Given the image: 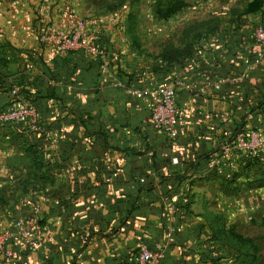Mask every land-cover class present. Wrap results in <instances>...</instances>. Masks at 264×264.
<instances>
[{"label": "crops", "instance_id": "0c3cea01", "mask_svg": "<svg viewBox=\"0 0 264 264\" xmlns=\"http://www.w3.org/2000/svg\"><path fill=\"white\" fill-rule=\"evenodd\" d=\"M223 2L203 7L205 22L223 31L201 35L190 58L143 79L48 35H0V109L17 84L46 132L14 127L18 143L3 147L0 177L5 199L15 200L5 214L18 220L39 209L41 221L38 248L15 246V259L0 255V264H132L140 244L163 252L159 264H233L232 248L212 234L233 243L225 206L233 183L248 193L264 169V145L255 166L235 151L222 155L236 128L264 139V71L242 63L257 53L264 0ZM176 78L184 86L171 139L152 129L150 93Z\"/></svg>", "mask_w": 264, "mask_h": 264}, {"label": "rangeland", "instance_id": "374dc122", "mask_svg": "<svg viewBox=\"0 0 264 264\" xmlns=\"http://www.w3.org/2000/svg\"><path fill=\"white\" fill-rule=\"evenodd\" d=\"M240 2L243 4V0ZM237 3L240 5L239 0ZM179 4L183 7L178 10ZM216 4L225 3L223 0H0V35H74L77 24L82 23V35L104 49V58L116 63L123 74L130 70L143 79L146 73L160 75L168 67L171 53L193 46L196 35L223 31L222 22L221 25L205 22L211 18L206 8ZM216 11L229 12L212 9ZM215 20L219 21L211 19ZM14 135V127L0 128V161L3 147L18 143ZM1 179L0 232H3L6 227L12 228L16 219L5 214L15 200L5 199L8 185L4 186ZM237 183L240 182L233 183V194L231 197L228 194L225 205L227 223L231 224L228 235L248 246L243 252L252 257L251 264H264V192H256L260 188L254 181L249 182L248 193L240 185L236 188ZM33 187L13 185L14 189L26 192ZM222 206L220 202L217 207ZM237 254L228 249L225 255L234 261Z\"/></svg>", "mask_w": 264, "mask_h": 264}, {"label": "built area", "instance_id": "2783aa9c", "mask_svg": "<svg viewBox=\"0 0 264 264\" xmlns=\"http://www.w3.org/2000/svg\"><path fill=\"white\" fill-rule=\"evenodd\" d=\"M79 31V32H77ZM83 24L78 23L74 35H48L50 41H56L65 50H85L91 57H105V51L101 47L88 42L87 35H82ZM253 40L257 47V53L252 59L243 60V65L248 71L261 69L264 71V27L256 26L253 29ZM184 86L181 79H174L169 84L161 85L151 91L152 103L149 107L150 121L153 131L166 134L169 138L177 136L176 123L178 120V107L176 94L179 88ZM216 88L218 86H215ZM142 93H136V97H142ZM26 126L35 135H45L43 125L35 107L21 97V88L13 84L8 92L7 105L0 110V128L4 126ZM264 145V139L258 130L243 128L238 130L232 141L222 152L225 155L229 150L253 156ZM106 182H110L106 180ZM40 210L35 214L16 220L11 231L0 232V255L5 260H14L16 257L15 246H25L34 251L39 245L38 224L41 221ZM163 259V252L150 251L146 245L140 244L135 251L133 264H159Z\"/></svg>", "mask_w": 264, "mask_h": 264}, {"label": "trees", "instance_id": "16d2710c", "mask_svg": "<svg viewBox=\"0 0 264 264\" xmlns=\"http://www.w3.org/2000/svg\"><path fill=\"white\" fill-rule=\"evenodd\" d=\"M183 6L181 4H179V6H177L178 10L181 9ZM208 35H215L214 32L208 34ZM201 38V35H197L195 37H193V41H199ZM193 46L191 47H185L182 50H177L173 51L174 53H171V57H169V63L168 66H172V65H177L180 64L185 58H190V56L193 54ZM13 85V84H12ZM12 85L8 88L7 93L10 91ZM7 105V104H6ZM5 108V107H4ZM4 108L0 109L3 110ZM242 129V127L236 128L235 132L233 133V135L230 137L228 142H231L235 133ZM253 130H257V129H253ZM260 150L256 151L255 154L253 156H247L246 154L240 153V152H236L237 154L241 155L244 157L245 161L247 162L248 165L251 166H255L258 165L260 162V156L258 155ZM254 183L257 184L256 187H264V169L262 168H258L256 167L254 175H252ZM224 232L221 230H217L214 234H212V239H217V240H221L224 244L227 243V245L234 249L236 251V253H238L236 255V259L234 260L233 264H251L253 259L252 257H250V255L247 252H243L245 249H247V245L242 244L241 241L236 240L235 238L232 237L233 243L231 244L229 241V239H224L222 238ZM230 236L228 235V238ZM129 264V263H128ZM133 264V263H132Z\"/></svg>", "mask_w": 264, "mask_h": 264}]
</instances>
